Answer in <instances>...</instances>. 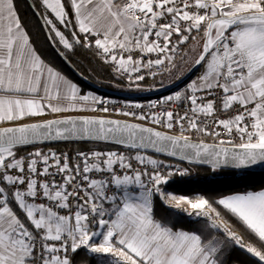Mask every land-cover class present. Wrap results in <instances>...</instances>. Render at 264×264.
Returning a JSON list of instances; mask_svg holds the SVG:
<instances>
[{
    "label": "snow or ice",
    "instance_id": "6c2138e0",
    "mask_svg": "<svg viewBox=\"0 0 264 264\" xmlns=\"http://www.w3.org/2000/svg\"><path fill=\"white\" fill-rule=\"evenodd\" d=\"M29 7L58 56L92 52L124 98L83 92L0 0V264H264V187L166 190L190 174L169 158L264 170V0ZM181 67L182 88L141 102Z\"/></svg>",
    "mask_w": 264,
    "mask_h": 264
},
{
    "label": "trees",
    "instance_id": "16d2710c",
    "mask_svg": "<svg viewBox=\"0 0 264 264\" xmlns=\"http://www.w3.org/2000/svg\"><path fill=\"white\" fill-rule=\"evenodd\" d=\"M16 2L22 20H26L28 22V30L30 31L31 39L34 40V47L42 51L46 59L54 61L55 65L61 68L66 76L75 80L82 86L84 92L92 90L103 95L105 94L109 97L124 98V96L115 95L108 92H120L116 87L120 82L113 78L110 68L107 65L102 64L92 54V52L85 51L83 49H77L75 54H69V60L81 73V75L91 81L93 85L75 73L63 60V58L57 55L54 47L50 46L46 40V30L42 31L40 28L42 21H39L37 17L33 15V9L29 7L33 0H16ZM178 59L179 58H177V60ZM181 70L186 69L182 68ZM176 80L177 79L169 80V75L165 74L164 76L157 77L155 84L157 88H159L161 81H163L165 85H168L171 84L172 81ZM148 83L151 84L153 81L150 80ZM181 86L182 85L179 87ZM151 97L154 96L143 97L141 100L149 99ZM56 147H59L63 150H69L70 148L76 147V145L60 144ZM178 163L183 167L189 168L190 174L186 177H174L173 182H171L166 189H174L179 195H188L190 197L196 194H202L206 197L219 196L248 189L258 190L259 188L264 187V172L251 171L249 173H243L234 170H217L213 172L209 167L194 166L180 162ZM184 186L189 188L184 189ZM157 216H167L173 221L177 218L175 212H171L163 206L158 208ZM185 226H187V224H185ZM81 258H84L89 262V264H98L97 259L86 257L84 252H81L80 256L77 257L78 260Z\"/></svg>",
    "mask_w": 264,
    "mask_h": 264
},
{
    "label": "water",
    "instance_id": "95a60500",
    "mask_svg": "<svg viewBox=\"0 0 264 264\" xmlns=\"http://www.w3.org/2000/svg\"><path fill=\"white\" fill-rule=\"evenodd\" d=\"M64 60V59H63ZM65 61V60H64ZM70 67H71V69L75 72V73H77L79 76H81L82 78H84V79H86L88 82H90V84H92L93 85V83L91 82V81H89L87 78H85L83 75H81V73L74 67V65L70 62V60L68 59L67 61H65ZM194 74V73H193ZM192 74V75H193ZM175 83L177 84V85H182L184 82H182V81H180V80H176L175 81ZM169 85V87H167V88H159V91L158 92H148V93H143V94H141V96L142 97H150V96H157V95H161V94H165V93H167V92H170L171 90H173L174 88H172L171 87V84H168ZM108 92H110V93H112V94H115V95H121V96H124V93H121V92H118V91H108ZM160 158H164L163 156H161ZM170 160H172V161H176V162H180V163H186V164H188V162H181V161H179L178 159H175V158H169ZM194 166H201V167H208V166H206V165H194ZM220 170H231V169H220ZM236 171H238V170H236ZM253 172H264V170H262V169H259V168H257V169H255V170H253Z\"/></svg>",
    "mask_w": 264,
    "mask_h": 264
},
{
    "label": "rangeland",
    "instance_id": "374dc122",
    "mask_svg": "<svg viewBox=\"0 0 264 264\" xmlns=\"http://www.w3.org/2000/svg\"><path fill=\"white\" fill-rule=\"evenodd\" d=\"M179 71H180V69H178L177 71H175V72H173V74L171 75V76H169V80H175L176 79V77L179 75ZM196 74H194L193 76H192V78H194V76H195ZM183 87V84H182V86H181V88ZM175 89H173V90H171V91H174ZM98 93V92H97ZM99 94H101V93H99ZM167 94H170V92H167V93H165V95H167ZM101 95H103V94H101ZM104 96L105 97H109V96H107V95H105L104 94ZM175 189H177L176 187H174ZM184 189L185 188H189V187H183ZM182 189V188H181ZM169 191H171V192H174V193H176V194H178L177 193V191L176 190H174V189H171V188H169L168 189Z\"/></svg>",
    "mask_w": 264,
    "mask_h": 264
},
{
    "label": "crops",
    "instance_id": "0c3cea01",
    "mask_svg": "<svg viewBox=\"0 0 264 264\" xmlns=\"http://www.w3.org/2000/svg\"><path fill=\"white\" fill-rule=\"evenodd\" d=\"M177 63L179 64L180 63V61H179V59L177 60ZM183 67H181V69H182ZM180 69V70H181ZM196 75H199V72H196L195 73ZM195 75V76H196ZM195 76H194V78H195ZM68 77V76H67ZM68 78H70V77H68ZM71 79V78H70ZM73 80V79H72ZM73 82H75V83H77L78 84V86L82 89V86L78 83V82H76L75 80H73ZM82 91H83V89H82ZM89 91H91V92H93V93H95V94H97V95H101V94H99V93H97V92H95V91H92V90H88L87 92H89ZM84 92V91H83ZM102 96H104V95H102ZM167 191H169L168 189H166ZM169 192H171V191H169ZM171 193H173V194H176V193H174V192H171ZM176 195H179V194H176Z\"/></svg>",
    "mask_w": 264,
    "mask_h": 264
},
{
    "label": "built area",
    "instance_id": "2783aa9c",
    "mask_svg": "<svg viewBox=\"0 0 264 264\" xmlns=\"http://www.w3.org/2000/svg\"><path fill=\"white\" fill-rule=\"evenodd\" d=\"M162 95H165V94L157 95V96L151 97V98H149V99H157V98H159V97L162 96ZM106 98H113V99L123 100L122 98H114V97H106ZM146 100H147V99H145V100H141V102H146ZM161 159H164V158H161ZM170 161H171L172 163H178V162H176V161H172V160H170ZM181 167H183V166L181 165Z\"/></svg>",
    "mask_w": 264,
    "mask_h": 264
}]
</instances>
